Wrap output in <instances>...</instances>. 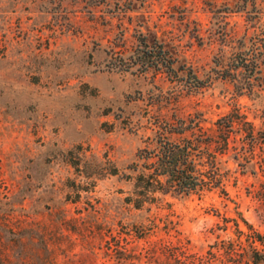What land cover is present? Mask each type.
<instances>
[{"label":"rangeland","instance_id":"rangeland-1","mask_svg":"<svg viewBox=\"0 0 264 264\" xmlns=\"http://www.w3.org/2000/svg\"><path fill=\"white\" fill-rule=\"evenodd\" d=\"M240 1L0 0V264H221L210 253L224 257L233 220L264 235V188L249 174L228 198L125 200L141 151L184 137L168 123L210 133L238 109L264 126V98L216 74L252 36L254 0L247 13ZM144 37L163 43L170 73L128 61Z\"/></svg>","mask_w":264,"mask_h":264},{"label":"trees","instance_id":"trees-1","mask_svg":"<svg viewBox=\"0 0 264 264\" xmlns=\"http://www.w3.org/2000/svg\"><path fill=\"white\" fill-rule=\"evenodd\" d=\"M240 3L237 12L247 13V0ZM251 5L255 10L253 21L246 29L252 30V36L245 34L239 41L240 51L216 63L219 66L216 74L233 83L237 95L258 94L264 98V0H254ZM138 48L134 55L128 57L132 65L154 67L157 71L170 73L174 62L163 43L148 48L144 37ZM242 72L245 77L237 81ZM188 77L192 80L187 82L189 86L202 88V82L196 75ZM168 124L170 133L184 137L177 142L159 138L154 150L144 149L137 156L142 164L135 178L133 196L125 199L135 209L156 200L155 194L184 198L218 192L228 198L226 186L232 180L237 181V173L259 179L264 188V126L257 127L238 109L220 117L210 133L200 127L199 121L176 119ZM230 161L236 165L235 170L229 167ZM233 222L236 239L222 248L224 257L210 253L211 258L221 264H225L224 260L231 264H264V235L244 220L246 231L239 229L236 220Z\"/></svg>","mask_w":264,"mask_h":264}]
</instances>
